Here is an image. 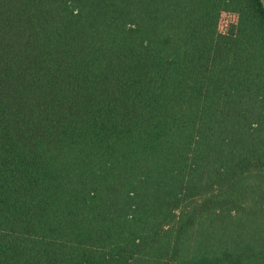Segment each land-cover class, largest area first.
<instances>
[{
	"label": "trees",
	"instance_id": "1",
	"mask_svg": "<svg viewBox=\"0 0 264 264\" xmlns=\"http://www.w3.org/2000/svg\"><path fill=\"white\" fill-rule=\"evenodd\" d=\"M0 264H264L262 0H0Z\"/></svg>",
	"mask_w": 264,
	"mask_h": 264
},
{
	"label": "rangeland",
	"instance_id": "2",
	"mask_svg": "<svg viewBox=\"0 0 264 264\" xmlns=\"http://www.w3.org/2000/svg\"><path fill=\"white\" fill-rule=\"evenodd\" d=\"M263 4H264V0H262Z\"/></svg>",
	"mask_w": 264,
	"mask_h": 264
}]
</instances>
